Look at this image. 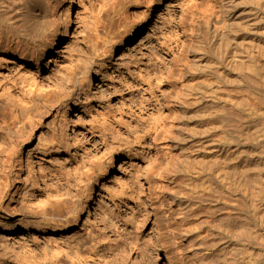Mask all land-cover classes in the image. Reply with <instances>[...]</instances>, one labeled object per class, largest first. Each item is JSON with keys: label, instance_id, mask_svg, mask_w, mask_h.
<instances>
[{"label": "rangeland", "instance_id": "obj_1", "mask_svg": "<svg viewBox=\"0 0 264 264\" xmlns=\"http://www.w3.org/2000/svg\"><path fill=\"white\" fill-rule=\"evenodd\" d=\"M45 1L59 25L40 40L0 22L2 207L80 226L6 210L0 224L22 225H0V264H49L91 231L106 235L99 255L123 249L127 264H264V0H155L121 52L145 8L126 4L107 37L109 0ZM55 29L75 38L46 65ZM67 179L78 212L53 216Z\"/></svg>", "mask_w": 264, "mask_h": 264}, {"label": "bare ground", "instance_id": "obj_2", "mask_svg": "<svg viewBox=\"0 0 264 264\" xmlns=\"http://www.w3.org/2000/svg\"><path fill=\"white\" fill-rule=\"evenodd\" d=\"M23 1H24L23 4L22 5L20 4V9L22 10V13L11 17L10 13H11V9L12 11L14 10V8L12 7L14 5L15 0H0V22H2V20L4 21L9 20L12 24V19H13L17 23H21L25 31V36L30 37L33 40L34 39L40 40L45 35V33L48 31V28L52 26L58 27L59 25L58 19L52 17L50 13V5L47 1L45 0H23ZM154 1L155 0H109L101 5L99 15H98V21L102 28V31L107 37H109V35L112 34L113 27L116 24V21L114 20L113 16H116L117 14L120 15V12L125 8L126 4H128L129 6L133 8H139V7L145 8L148 11V14L143 19L142 25H139L138 23L139 27H137L136 29H131V31L126 32L125 40L122 43V47L120 48L119 52L124 50L125 47L128 46L136 38L139 31H141L142 26L148 20L151 19V16L155 10L154 7L156 6ZM74 5H75L74 0H67L68 11H72L74 8ZM209 18L212 19V15H209ZM215 23L217 24L218 22L216 21ZM5 33L6 32L5 30L2 29L1 23H0V40L1 38H3L2 36L6 35ZM52 33H51L52 34L51 43L49 42L50 48L45 54L46 56L44 59L46 62V65H48L52 61L53 57L57 56L60 50L61 42L63 41L64 38H71V37L75 38V35H72L71 37L70 35H67V34L65 35L64 33L63 35L61 31H56V29ZM41 57H42L41 53L37 54V56H34L32 58V62L34 61L39 62L41 60L40 59ZM43 67H46V66L44 65ZM52 94L54 95V93ZM56 95H59V93ZM56 95L53 96V98H50L49 100H47L46 102L54 103L57 106L62 105L63 103L61 102V97L60 98L56 97ZM73 109L76 110L77 108L73 107ZM106 176H107V173H105L104 181L108 179V177ZM73 182L74 181L72 179H67L63 183L58 182V186L55 190V193H57V195H60V198L67 197L68 199L65 200L63 204H57L55 207L51 209L53 216L54 215L61 216L63 214H71V213L75 215L78 212V207L81 201L76 203L71 197V192H72L71 189L74 186ZM8 189H9L8 182H6L4 185V182L2 181V184L0 185V217H2L3 213H7L6 210H10V213L12 215H18L21 213V215L25 217L24 219L25 221L26 219L33 220V223L26 224V225H29V226L38 225L40 226V228H45L44 230H50V229L67 230V229H70L71 227L79 228L80 225H77L78 224L77 216H74V217L72 216L70 218L65 219L64 221H54V220L47 218L49 217L50 213L49 211H46V210H42L41 212H38V213H35L36 212L35 211L33 212V214L32 212L31 214L23 213L24 211L23 208H22L23 211L19 210L18 208L17 209L12 208V204L14 201L13 199H11V202L8 203L9 204L8 208L4 209L2 207V204H3L4 197L8 193ZM84 192H85L84 198L85 200H87L85 203L86 207L84 211H87L89 205L92 203L93 192L90 186H88L84 190ZM35 220H38V222H36ZM0 225H4V224H0ZM21 225H22L21 223H17L15 225H6L5 223L4 226L11 227L10 231L8 230L7 232L14 233L16 229L14 228L12 229V226L18 228V227H21ZM22 227L27 228V226H22ZM97 238L98 237H96L95 234H93V231H91L89 238L87 239L83 238L80 242L76 244V246L70 248L65 253H63V251H60L56 253V255H53V260L49 261L50 262L49 264H127V258H126V255L124 254L123 249L116 250V253L110 256L106 254L99 255V253L104 251L100 243L105 242L106 235L100 233L101 242L96 241ZM94 242L95 244H92ZM108 245L110 246V244ZM145 249L146 248H144L143 250ZM143 250L140 251V254H141V258H143L142 260L144 261L147 258V256ZM62 253H63L62 257H58ZM134 264H137V263H134Z\"/></svg>", "mask_w": 264, "mask_h": 264}]
</instances>
